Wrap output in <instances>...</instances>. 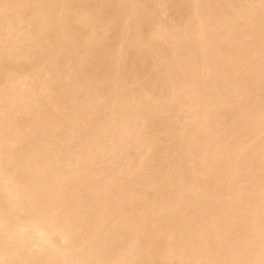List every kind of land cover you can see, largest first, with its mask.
I'll list each match as a JSON object with an SVG mask.
<instances>
[{
    "label": "bare ground",
    "instance_id": "obj_1",
    "mask_svg": "<svg viewBox=\"0 0 264 264\" xmlns=\"http://www.w3.org/2000/svg\"><path fill=\"white\" fill-rule=\"evenodd\" d=\"M0 264H264V0H0Z\"/></svg>",
    "mask_w": 264,
    "mask_h": 264
}]
</instances>
